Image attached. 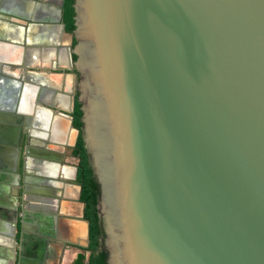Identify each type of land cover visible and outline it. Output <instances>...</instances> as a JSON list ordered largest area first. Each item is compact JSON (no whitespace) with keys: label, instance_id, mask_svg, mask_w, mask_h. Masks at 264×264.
Segmentation results:
<instances>
[{"label":"water","instance_id":"obj_1","mask_svg":"<svg viewBox=\"0 0 264 264\" xmlns=\"http://www.w3.org/2000/svg\"><path fill=\"white\" fill-rule=\"evenodd\" d=\"M64 3L66 90L0 58V174L16 186L20 254L31 158L60 161L41 141L32 148L48 131L39 115L66 116L74 147L77 99L107 264H264V0H74L71 33ZM34 5L45 9L10 0L0 22H45L28 16Z\"/></svg>","mask_w":264,"mask_h":264},{"label":"crops","instance_id":"obj_2","mask_svg":"<svg viewBox=\"0 0 264 264\" xmlns=\"http://www.w3.org/2000/svg\"><path fill=\"white\" fill-rule=\"evenodd\" d=\"M46 2L43 11L36 5L28 8V16L33 19L44 17L43 23L36 20L23 23L14 20L11 25L5 21L0 22L2 35L6 37L0 43L16 51V55L20 56L19 62L27 64L28 70L52 73L44 79L49 86L48 89L52 85L66 90L70 81L69 77L62 73L69 72L66 69L68 62L64 47L68 38L60 31L59 24L55 22L56 14L51 11L57 9L60 0ZM14 8L17 9L15 6ZM21 41L28 43L29 47H19L17 44ZM49 42H59V46L64 49L55 54L50 45L44 44ZM53 66L55 68H51ZM53 77H58V81ZM59 104L67 107L69 101L63 98ZM48 115L50 114L47 113L42 118L47 122L48 131L44 139L32 136V141H35L32 148H38L36 143L41 141L45 150L60 155V161L57 160L55 163L51 156L50 162L48 160L44 162L42 159L41 166L34 164L35 160L31 158L28 168L30 181L27 219L30 231L22 254L19 252L18 244L20 220L17 221V226L15 223L16 186L7 172L0 174V264H18L19 260L23 264H78L80 257L81 264H87L90 255L87 249L88 225L82 216L84 205L80 202V184L76 179L78 159L72 153L75 131L68 125L66 116ZM34 121V118L30 121V130H33ZM35 167H38V175H35ZM14 237L16 242L13 240Z\"/></svg>","mask_w":264,"mask_h":264},{"label":"trees","instance_id":"obj_3","mask_svg":"<svg viewBox=\"0 0 264 264\" xmlns=\"http://www.w3.org/2000/svg\"><path fill=\"white\" fill-rule=\"evenodd\" d=\"M74 0H65L63 8V23L65 24V30L72 32L74 30ZM75 39L73 44H75ZM75 59L76 56L74 55ZM81 104L75 100L74 112H73V125L79 130V134L76 140V144L73 150V154L78 158L77 168V182L81 185L80 199L84 203V218L89 224V244L87 249L90 251V255L87 264H107V253L103 248L104 230L102 222L97 213V201L99 196V184L93 173L92 166L90 164L89 155L84 146L82 137L81 121L82 111L80 109ZM82 258L77 261L81 264Z\"/></svg>","mask_w":264,"mask_h":264},{"label":"bare ground","instance_id":"obj_4","mask_svg":"<svg viewBox=\"0 0 264 264\" xmlns=\"http://www.w3.org/2000/svg\"><path fill=\"white\" fill-rule=\"evenodd\" d=\"M28 8V7H27ZM51 11H53V13H55L56 14V10L55 9H51ZM20 50V49H19ZM13 52V53H12ZM20 53H21V50L19 51V55H20ZM15 53H14V51H12V48L11 47H7V46H4V44L3 43H0V58H2V59H5V60H9V61H11V62H14V63H17V62H19L20 61V56L18 57V56H16L15 57V55H14ZM13 57H15V59H13ZM12 59V60H11ZM31 77V76H30ZM43 77V76H42ZM53 79H55V77H53ZM17 83V82H16ZM25 94V98H24V101H23V107L24 108H22L23 110H25V111H30L28 108V105H27V103H26V101L28 102L29 100L28 99H30L29 97H30V93H31V91H30V89H27V91L26 92H24ZM51 98V96L50 95H46L45 97H44V99H46V100H49ZM68 107V106H67ZM47 113H49V111L47 112V110L45 109V111L43 112V113H41L40 115H39V118L40 119H42L43 118V116H46V114ZM50 114V113H49ZM67 120H68V118H67ZM67 122H69V121H67ZM68 124V123H67ZM69 125V124H68Z\"/></svg>","mask_w":264,"mask_h":264},{"label":"flooded vegetation","instance_id":"obj_5","mask_svg":"<svg viewBox=\"0 0 264 264\" xmlns=\"http://www.w3.org/2000/svg\"><path fill=\"white\" fill-rule=\"evenodd\" d=\"M29 1H30V2H33V3H35V4L39 3V4H41V5H46V3H47V2H46L47 0H29ZM8 3H10V0H0V8H1L2 6H4V4H8ZM26 3H27V2H26ZM13 5H17V3L12 4V6H13ZM12 8H14V6H13ZM2 17H4V16H2ZM0 18H1V16H0ZM1 20H4V19L1 18ZM1 20H0V21H1ZM4 46L9 47L8 45H5V44H4ZM12 51H13V50H12ZM15 52H16V51H15ZM15 52H14V53H15ZM12 53H13V52H12ZM15 54H16V53H15ZM15 54H14V55H15ZM29 54H31V53H28V55H29ZM16 56H17V55H16ZM13 74H14V75H16V74L19 75V72L17 73L16 71H13ZM31 77H33V76H31ZM26 103H27V105H28V107H29L28 109H29V110H32L31 103H30L29 101H28V102L26 101ZM22 108H24V107L22 106ZM74 147H75V146H74ZM74 147L72 148V153H73ZM73 156L76 157L74 154H73ZM76 158H77V157H76ZM77 159H78V158H77ZM78 162H79V160H78ZM77 168H78V165H77Z\"/></svg>","mask_w":264,"mask_h":264},{"label":"rangeland","instance_id":"obj_6","mask_svg":"<svg viewBox=\"0 0 264 264\" xmlns=\"http://www.w3.org/2000/svg\"><path fill=\"white\" fill-rule=\"evenodd\" d=\"M15 57H16V54H15ZM13 58H14V57H13ZM14 59H15V58H14ZM15 68H16V67H13V68H12V67H10V70H11V71H12V70H13V71H14V70L18 71V70H17V69H15ZM54 80H55V81H58V77H57V78L55 77V79H54Z\"/></svg>","mask_w":264,"mask_h":264}]
</instances>
